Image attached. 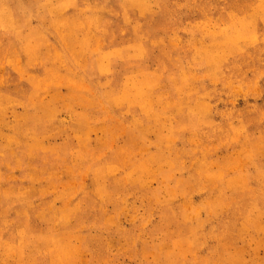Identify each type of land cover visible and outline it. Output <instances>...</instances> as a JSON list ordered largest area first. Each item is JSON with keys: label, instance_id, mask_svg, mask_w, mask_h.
Here are the masks:
<instances>
[{"label": "rangeland", "instance_id": "obj_1", "mask_svg": "<svg viewBox=\"0 0 264 264\" xmlns=\"http://www.w3.org/2000/svg\"><path fill=\"white\" fill-rule=\"evenodd\" d=\"M0 264H264V0H0Z\"/></svg>", "mask_w": 264, "mask_h": 264}]
</instances>
